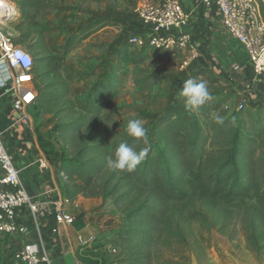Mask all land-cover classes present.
<instances>
[{"label": "rangeland", "instance_id": "1", "mask_svg": "<svg viewBox=\"0 0 264 264\" xmlns=\"http://www.w3.org/2000/svg\"><path fill=\"white\" fill-rule=\"evenodd\" d=\"M160 1L46 0L27 5L26 0H5L15 8L13 16L18 12L14 26L27 15L35 18L21 46L38 59L35 76L44 100L31 114L42 151L64 184L66 205L73 207L78 199L80 214L90 218L96 239L89 248L102 252L103 264H264V204L255 198L225 201L193 195L162 203L132 172L107 165L119 143L130 137L126 127L131 119L143 122L148 141L139 139L132 146L169 157L173 136H162L166 125H158L160 118L196 119L211 143L220 141L212 137L218 125L214 112L254 137L255 155L264 158V105L252 107L235 98L210 68L192 64L188 49L163 52L130 43L137 8ZM256 1L264 21V0ZM188 78L207 81L213 97L198 112L187 111L180 94ZM104 112L111 117L103 119ZM189 133L194 134L191 126ZM85 177L91 182L88 190L98 195L71 197ZM8 240L0 235V264H23L13 248L3 246Z\"/></svg>", "mask_w": 264, "mask_h": 264}, {"label": "crops", "instance_id": "2", "mask_svg": "<svg viewBox=\"0 0 264 264\" xmlns=\"http://www.w3.org/2000/svg\"><path fill=\"white\" fill-rule=\"evenodd\" d=\"M188 15L186 24L182 27L192 37V46L188 48L194 58L191 60L197 68L208 67L216 75L227 82L234 97L252 107L264 105V83L253 74L248 53L245 48L233 38L223 23L222 13L212 0H181ZM13 16V15H12ZM12 20H1L3 31L16 43L21 35ZM135 33L138 31L136 20ZM140 29V28H139ZM21 46V42H17ZM22 47V46H21ZM18 95L9 85L0 87V133L5 147L13 155V164L19 172L20 179L33 200H46L49 196L44 192L43 184L49 181L58 189V194L65 198L64 184L53 165L49 169L41 167L38 159L44 154L35 132V124L31 108L16 105ZM29 116V119L26 118ZM67 200V199H66ZM73 207L65 206L67 211L75 216V222L67 226L57 222L53 217H41L37 228L31 220L28 211L21 210L20 221L27 224L31 231L28 234L9 236L5 249L18 251L29 240H40L49 252L53 264H103L101 251L95 248H81L77 237L80 234L94 236L90 218L80 214V204ZM74 213V214H73ZM56 230V231H54ZM96 237V236H95ZM96 245V244H95Z\"/></svg>", "mask_w": 264, "mask_h": 264}, {"label": "built area", "instance_id": "3", "mask_svg": "<svg viewBox=\"0 0 264 264\" xmlns=\"http://www.w3.org/2000/svg\"><path fill=\"white\" fill-rule=\"evenodd\" d=\"M208 2L210 0H204ZM222 13L223 23L229 34L238 40L248 53L253 74L264 83V21L256 0H212ZM5 0H0V16H12L15 8ZM138 32L130 36L132 45L155 51L188 49L192 37L183 32L182 27L188 20L181 0H162L145 2L137 8ZM1 23V19H0ZM140 28V29H139ZM140 31V32H139ZM194 58V56H192ZM32 54L17 45L0 25V87L11 85L18 95L16 105L31 108L37 101L38 91L34 83ZM187 64V62H185ZM244 104L240 105L243 108ZM29 119V116H26ZM41 167L49 169L51 163L43 154L38 159ZM46 200H33L22 183L19 172L13 164V155L5 147L0 133V235L28 234L31 228L20 221L21 210H26L37 228L41 217H53L67 226L75 222L65 205L67 200L58 194L49 181L43 184ZM56 231V230H54ZM94 236L78 235L81 248H89L95 242ZM15 257L23 264H53L49 252L40 240H29Z\"/></svg>", "mask_w": 264, "mask_h": 264}, {"label": "trees", "instance_id": "4", "mask_svg": "<svg viewBox=\"0 0 264 264\" xmlns=\"http://www.w3.org/2000/svg\"><path fill=\"white\" fill-rule=\"evenodd\" d=\"M26 1L27 5L46 2V0ZM34 22L35 18L30 14L17 24L16 27L21 32L17 42H21L24 36L29 37ZM25 26L26 29L28 28L26 32H24ZM30 46L33 48V44ZM36 62L32 71L38 91L36 103L41 104L44 100V90L41 88L38 76H35ZM97 113L100 115L99 111ZM110 115L104 112L103 119H109ZM205 116L208 117V113H205ZM171 117V115L161 117L158 122V125H163V122L166 125L164 130L163 128L161 130L162 136L165 132L172 133L173 140L167 145L172 148L171 155L167 157L164 151L161 156L148 153L144 161L132 171L137 182L150 187L154 197L162 203L185 200L197 195L225 201L255 198L259 204H264V158L255 155L252 146L256 141L254 137L248 138L241 126L233 124L230 118H226L223 124L215 127L212 134L213 139L220 141L209 143L211 135L200 126L198 120L192 118L172 120ZM189 126L194 128L193 136L189 133ZM138 140L129 137L125 141L133 145ZM246 142L248 144H245ZM175 157L178 159L175 160ZM178 170L180 173L177 172ZM184 174L186 177L183 179ZM90 186V180L85 177L82 182L75 184L74 191L69 194L71 197L78 194L96 197L98 193L90 192L88 190Z\"/></svg>", "mask_w": 264, "mask_h": 264}, {"label": "clouds", "instance_id": "5", "mask_svg": "<svg viewBox=\"0 0 264 264\" xmlns=\"http://www.w3.org/2000/svg\"><path fill=\"white\" fill-rule=\"evenodd\" d=\"M3 81H0L2 83ZM181 96L185 98V109L190 112H198L207 102L213 99L207 81L188 78L183 82ZM212 119L217 124L224 123V116L218 112L211 114ZM109 126H111L109 124ZM126 132L130 137L142 139L145 144L147 141V129L139 119H131L127 123ZM149 148L143 147L137 150L127 142H121L116 147L114 157H109L107 165L113 170L132 172L144 161Z\"/></svg>", "mask_w": 264, "mask_h": 264}, {"label": "water", "instance_id": "6", "mask_svg": "<svg viewBox=\"0 0 264 264\" xmlns=\"http://www.w3.org/2000/svg\"><path fill=\"white\" fill-rule=\"evenodd\" d=\"M14 16H0L1 20H6V21H10L13 19Z\"/></svg>", "mask_w": 264, "mask_h": 264}, {"label": "bare ground", "instance_id": "7", "mask_svg": "<svg viewBox=\"0 0 264 264\" xmlns=\"http://www.w3.org/2000/svg\"><path fill=\"white\" fill-rule=\"evenodd\" d=\"M4 5L7 6V5H8L7 2H3V6H4Z\"/></svg>", "mask_w": 264, "mask_h": 264}]
</instances>
